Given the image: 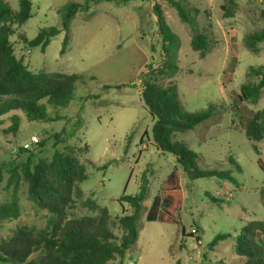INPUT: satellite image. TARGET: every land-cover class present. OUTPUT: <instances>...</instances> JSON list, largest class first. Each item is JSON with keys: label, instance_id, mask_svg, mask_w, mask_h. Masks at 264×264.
<instances>
[{"label": "rangeland", "instance_id": "374dc122", "mask_svg": "<svg viewBox=\"0 0 264 264\" xmlns=\"http://www.w3.org/2000/svg\"><path fill=\"white\" fill-rule=\"evenodd\" d=\"M4 1L18 11L19 0ZM68 1L77 0H33L31 18L11 37L16 56L31 71L77 74L82 80L68 107L48 108L53 122L30 121L22 112L0 119V204L11 199L8 164L19 166L30 154L36 161L50 160L56 151L70 148L86 166L88 179L80 184L82 198L67 211L69 219L96 215L87 200L106 207L113 217L130 214V206L119 199L136 195L143 172L147 174L149 195L137 222L138 239L123 264H245V258L235 253L236 238L249 222L264 220V169L259 164L264 167V140H249L245 128L264 108V91L257 104L242 102L239 95L249 81V69L264 65V42L257 54L245 44L248 34L264 29V4L236 0L233 17H225L221 8L225 0H183L200 10L198 27L213 39V49L204 58L192 49L190 29L169 0L92 4L72 20L64 53V31L44 51L32 47L29 42L41 29L61 28L58 10ZM155 5L180 42L179 71L161 83L177 85L188 111L216 106L214 117L175 139L198 154L201 169L231 170L238 185L217 178L190 181L174 155L161 152L153 141L155 119L141 93L149 66H157L164 55ZM14 114L20 117L18 131L6 132ZM59 134L64 142L56 139ZM32 137L39 143L25 148ZM174 168L183 194L176 223L149 222L152 201ZM19 204L20 217L1 223L0 241L21 226H46L47 213L30 199L24 182ZM219 235L226 239L210 247Z\"/></svg>", "mask_w": 264, "mask_h": 264}, {"label": "trees", "instance_id": "16d2710c", "mask_svg": "<svg viewBox=\"0 0 264 264\" xmlns=\"http://www.w3.org/2000/svg\"><path fill=\"white\" fill-rule=\"evenodd\" d=\"M32 1L19 0L18 11H15L7 2L0 0V119L12 112H22L30 121L53 122L55 119L47 113L48 108L59 110L68 107L74 100L76 86L82 77L77 74L33 72L16 56L11 37L15 34V28L21 27L31 18ZM113 1L116 0L68 1L58 10L61 28L54 26L41 29L29 42L30 45L40 46L44 51L51 40L64 31L61 50L64 53L75 16L80 11L88 10L92 4ZM169 2L176 9L181 22L190 29L192 49L204 58L212 51L214 44L210 34L198 27L200 10L183 0ZM261 2L264 4V0ZM236 5V0H225L221 7L225 17H233ZM154 13L158 18L164 55L157 66H149V71L142 79L141 93L145 106L155 119L153 141L161 152L174 155L190 181L217 178L238 185L231 170L201 169L197 163L198 154L185 142L175 139L178 133L193 130L214 117L216 106L212 104L205 110L188 111L177 85L164 86L161 83L174 78L179 71L177 54L180 42L160 6L155 5ZM23 39L26 38L23 36ZM263 42L264 29L245 37L247 48L255 54L259 53ZM248 77L249 81L241 86L239 100L257 104L264 91V65L251 67ZM11 120L12 126L5 131L16 133L20 117L14 114ZM245 134L251 141L264 140V108L254 113L248 121ZM69 136H73V133ZM55 137L64 142L60 134ZM67 150L56 151L50 160L36 161L34 154H30L19 166L13 163L7 165L10 172L8 189L12 194L10 201L0 204V225L3 221L20 217L19 188L22 182L28 186L30 199L46 211L47 224L44 228L18 227L12 236L1 240L0 264H123L127 251L137 242V222L149 195L147 174L143 172L136 195H123L119 199L121 204L130 206V214L113 217L106 207H98L87 200L96 215L69 219L67 211L76 200L82 198L80 184L88 179V175L86 166L79 161L74 151L70 148ZM259 164L264 169L261 162ZM160 189L146 219L149 222L159 220L176 223V215L183 201L177 168L167 176ZM261 197L264 201V188ZM225 239L224 235L215 237L210 247ZM235 253L245 258V264H264V220L249 222L242 228L236 238Z\"/></svg>", "mask_w": 264, "mask_h": 264}, {"label": "built area", "instance_id": "2783aa9c", "mask_svg": "<svg viewBox=\"0 0 264 264\" xmlns=\"http://www.w3.org/2000/svg\"><path fill=\"white\" fill-rule=\"evenodd\" d=\"M37 143H39V140L36 137H32L31 138V142L25 144V148H30L33 145H36Z\"/></svg>", "mask_w": 264, "mask_h": 264}, {"label": "crops", "instance_id": "0c3cea01", "mask_svg": "<svg viewBox=\"0 0 264 264\" xmlns=\"http://www.w3.org/2000/svg\"><path fill=\"white\" fill-rule=\"evenodd\" d=\"M131 259H129V261H130Z\"/></svg>", "mask_w": 264, "mask_h": 264}]
</instances>
